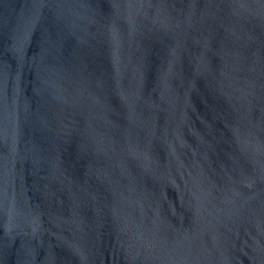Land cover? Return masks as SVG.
Masks as SVG:
<instances>
[{
	"label": "water",
	"instance_id": "water-1",
	"mask_svg": "<svg viewBox=\"0 0 264 264\" xmlns=\"http://www.w3.org/2000/svg\"><path fill=\"white\" fill-rule=\"evenodd\" d=\"M0 264H264V0H0Z\"/></svg>",
	"mask_w": 264,
	"mask_h": 264
}]
</instances>
